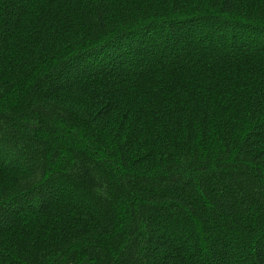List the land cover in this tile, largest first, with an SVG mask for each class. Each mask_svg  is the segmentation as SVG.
I'll return each instance as SVG.
<instances>
[{"label": "trees", "instance_id": "16d2710c", "mask_svg": "<svg viewBox=\"0 0 264 264\" xmlns=\"http://www.w3.org/2000/svg\"><path fill=\"white\" fill-rule=\"evenodd\" d=\"M0 264H264V0H0Z\"/></svg>", "mask_w": 264, "mask_h": 264}]
</instances>
